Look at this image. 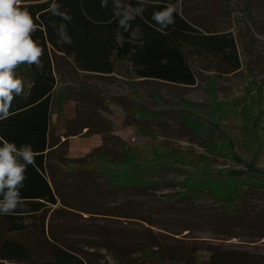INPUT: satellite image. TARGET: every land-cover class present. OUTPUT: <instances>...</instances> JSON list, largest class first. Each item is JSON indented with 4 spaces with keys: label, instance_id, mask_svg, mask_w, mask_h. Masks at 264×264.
<instances>
[{
    "label": "rangeland",
    "instance_id": "rangeland-1",
    "mask_svg": "<svg viewBox=\"0 0 264 264\" xmlns=\"http://www.w3.org/2000/svg\"><path fill=\"white\" fill-rule=\"evenodd\" d=\"M180 8L203 32L230 31L240 66L233 69L227 61L214 62L210 52H194L193 64L203 76L186 84L138 76L128 59L122 69L117 62L114 72L81 75L83 80L61 60L55 62L57 90L76 87V79L80 84L91 81L100 98L98 147L104 146L108 159L123 160L125 144L140 159L150 157L156 148L177 152L189 166L234 165L227 157L207 151L206 140L218 145L222 135L210 126L199 132L201 135H193L173 109L197 111L195 116L202 121L214 101L232 109L222 123L235 133L238 149L243 150L244 111L252 109L260 94L258 87L264 104V0H182ZM17 74L22 76L20 71ZM210 78H214L212 87ZM134 109L166 112L163 117L141 118ZM261 117L256 131L263 142L259 165L264 167V114ZM67 148L60 143L50 157L58 202L47 211L45 231L50 239L56 236L76 249L85 264H194L188 256L194 247L216 250L219 264H264V187H246L240 208L232 214L222 201L203 193L180 198L177 192L183 189L185 179L180 172L150 175L157 183L142 187L110 183L95 168V161L85 162V169L93 168L89 172L71 174L77 166L67 167ZM7 235L26 242L38 260L53 259V245L33 231ZM98 244L127 251L117 261L106 250L93 247ZM143 247L154 256H143Z\"/></svg>",
    "mask_w": 264,
    "mask_h": 264
},
{
    "label": "trees",
    "instance_id": "trees-1",
    "mask_svg": "<svg viewBox=\"0 0 264 264\" xmlns=\"http://www.w3.org/2000/svg\"><path fill=\"white\" fill-rule=\"evenodd\" d=\"M135 2L136 0H132V3ZM170 2L175 0H150L145 5L143 17H136L128 31L121 29L118 32L117 25L111 18L110 7H101L100 0H59L62 10L70 13V21H61L60 17L51 15L48 8L51 0H21V6L33 13L39 25L33 37L38 40L44 52L39 67L35 64L18 66L17 71L30 81L31 89L14 98L11 115L0 121V136L16 141L18 145L30 143L38 155L35 164L29 165L26 170L25 184L21 190L25 208L13 214L0 215V264H5L6 261L17 264H85L76 249L56 236L50 239L45 231L47 211L58 202L56 190L50 182L54 175L51 173L54 168L50 163L54 149H49L55 144L53 135L49 133L52 126L51 114L55 109L61 110L63 99L60 93L66 89H56L55 62H58V52H62L60 60L74 75V64L83 70L112 73L116 70L117 62L122 69L128 59L138 76L186 84H193L197 76H203L202 70L193 64L194 52H210L214 55V62L227 61L233 69L240 66L236 41L230 31L203 32L181 8L178 15L174 14L173 24L163 31L158 30L151 20V14L154 9H160ZM60 22L67 24V32L72 37L70 44L58 40L53 31L54 26ZM209 82L212 87L214 78H210ZM261 90L258 87L257 92L260 91V94L250 112L244 111L246 129L241 138L242 151L238 149L235 133L222 123L225 115L232 110H228L222 101H214L210 111L203 113L205 120L202 121L196 118L197 111L191 112L177 106L173 108L178 111L183 124L190 127L193 135H201L199 132L202 130L208 131L206 126L222 135V142L218 145L206 140L207 151L227 157L234 164L232 166H189L188 161L177 152L160 151L156 148L152 150L150 157L140 159L125 144L122 145L124 158L121 161L108 159L104 155V146L95 148L81 159L65 157L64 161L68 168L71 165L77 166L70 170L71 174L86 169L89 172L93 168L85 169V162L95 161V168L110 183L131 187L155 185L157 181L150 178V175L159 172L184 173L183 189L177 192L180 198L203 193L222 201L228 212L236 214L246 187H264V167L259 165L263 142L256 131L264 114ZM134 111L141 118L163 117L166 112L165 109ZM61 143L67 146V141ZM26 230L33 231L53 245L50 248L52 260H38L26 242L7 235V232ZM93 247L106 250L117 261H121L127 251L122 247L110 249L101 244ZM142 252L143 256L149 254L146 247H143ZM150 256L154 255L149 254ZM188 256L194 264L220 263L219 255L214 249L194 247Z\"/></svg>",
    "mask_w": 264,
    "mask_h": 264
},
{
    "label": "clouds",
    "instance_id": "clouds-1",
    "mask_svg": "<svg viewBox=\"0 0 264 264\" xmlns=\"http://www.w3.org/2000/svg\"><path fill=\"white\" fill-rule=\"evenodd\" d=\"M150 0H100L101 7H110L111 18L117 31H128L136 17H143L145 5ZM182 0L167 3L154 9L151 20L158 30L163 31L173 24L175 15L180 13ZM51 15L61 21H70V13L63 11L59 0H51L48 5ZM39 25L33 13L21 6V0H0V121L11 115L14 98L30 92L31 84L17 74L18 66L41 64L44 49L33 37ZM58 40L66 44L72 42L67 32V24L60 22L53 28ZM37 151L30 143L17 144L0 136V215L13 214L25 208L21 190L24 188L26 170L35 164Z\"/></svg>",
    "mask_w": 264,
    "mask_h": 264
},
{
    "label": "crops",
    "instance_id": "crops-1",
    "mask_svg": "<svg viewBox=\"0 0 264 264\" xmlns=\"http://www.w3.org/2000/svg\"><path fill=\"white\" fill-rule=\"evenodd\" d=\"M61 54L62 52L57 53L58 62H60ZM68 59L72 62L70 57H68ZM73 66V71L80 76L81 80H83L81 75L110 74L83 70L78 68L75 64ZM65 67L67 66L65 65ZM81 80H75L76 83L74 82V85L76 87H65L66 89L60 93L61 98L63 99L61 110L55 109L51 114L52 126L49 133L53 135L55 144L49 149L57 148L61 142L67 141L68 150L66 156L71 159L85 157L99 146L97 110L100 98H98L99 96L90 85L91 81L80 84ZM26 81L30 84V81ZM64 84H66V82H64ZM52 131H54V133H52ZM52 178H50V182L53 185Z\"/></svg>",
    "mask_w": 264,
    "mask_h": 264
}]
</instances>
